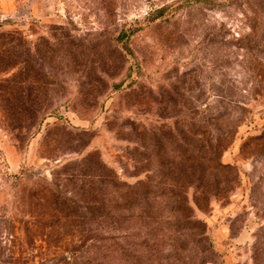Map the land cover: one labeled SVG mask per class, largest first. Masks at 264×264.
<instances>
[{"label":"rangeland","instance_id":"1","mask_svg":"<svg viewBox=\"0 0 264 264\" xmlns=\"http://www.w3.org/2000/svg\"><path fill=\"white\" fill-rule=\"evenodd\" d=\"M136 22L143 30L127 60L112 61L109 76L97 75L111 54L107 38ZM59 27L92 78L61 76L65 66L54 63L58 73L45 82L59 110L35 135L7 128L0 105V264L58 262L40 242L29 247L23 232L8 229L9 215L29 211L13 202L35 179L50 181L61 166L95 153L134 184L138 171L127 153L135 146L133 125L180 128L206 106L217 112L228 101L242 109L221 161L239 180L208 210H196L213 245L205 264H264V145H244L264 134V0H0V31L19 32L40 51L63 39ZM12 73L0 71V81Z\"/></svg>","mask_w":264,"mask_h":264},{"label":"trees","instance_id":"2","mask_svg":"<svg viewBox=\"0 0 264 264\" xmlns=\"http://www.w3.org/2000/svg\"><path fill=\"white\" fill-rule=\"evenodd\" d=\"M159 13L156 19L164 10ZM58 30L63 39L47 42L42 51L19 32L0 31V63L5 66L0 71L13 72L0 81V105L10 130L24 127L35 135L46 117L59 110L48 100L52 84L45 82L54 76V63L65 66L61 76L71 71L92 78L67 29ZM142 30L136 22L108 37L104 44L111 54L96 74L109 76L112 61L124 63L129 43ZM206 107L198 120L185 118L180 128L155 131L133 125L135 146L127 153L138 171L134 184L95 153L61 166L50 181L35 179L26 197L13 202L29 211L7 217L10 233L23 232L29 247L40 242L58 257L56 264H205L213 245L196 210H208L239 180L236 168L223 164L221 155L233 144L242 109L231 101L226 107L220 103L217 112ZM253 144L264 145V134L244 145Z\"/></svg>","mask_w":264,"mask_h":264}]
</instances>
